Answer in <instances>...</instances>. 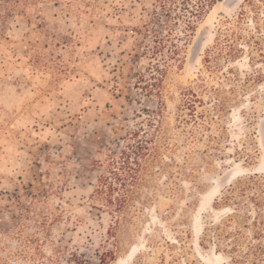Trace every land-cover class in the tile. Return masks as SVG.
Here are the masks:
<instances>
[{
  "label": "rangeland",
  "instance_id": "rangeland-1",
  "mask_svg": "<svg viewBox=\"0 0 264 264\" xmlns=\"http://www.w3.org/2000/svg\"><path fill=\"white\" fill-rule=\"evenodd\" d=\"M160 1L0 0V264H100L110 251L108 264H264V205L239 190L264 182V58L251 60L264 0H216L158 82L146 34ZM242 13V53L208 72ZM201 76L247 88L221 119L201 95L195 122L183 90ZM145 140L132 198L111 212L96 194L110 151Z\"/></svg>",
  "mask_w": 264,
  "mask_h": 264
},
{
  "label": "trees",
  "instance_id": "trees-1",
  "mask_svg": "<svg viewBox=\"0 0 264 264\" xmlns=\"http://www.w3.org/2000/svg\"><path fill=\"white\" fill-rule=\"evenodd\" d=\"M216 0H163L160 1L159 6L161 10V17L156 18L155 25L158 30L149 31L147 38H151V42L154 44L152 53L149 52V58H153L157 63H151L148 68L151 73V77L156 79V81L161 82L160 78H164L168 75L169 70L172 68H180L183 62L184 47L189 41V33L193 32L196 28V24L205 16L208 8L213 6ZM251 3L252 0H251ZM253 10H256L255 13H258L257 7L255 4H250ZM245 13L241 14L235 21H227L225 23L224 29L220 30V38L217 40L216 45L207 52L205 63L207 64V71L214 73L215 71H222V62L232 61L240 56L242 51H239L237 48L238 41L243 39V34L238 31L243 22ZM255 30L258 33H261L262 28L256 27ZM227 32V35L225 34ZM252 40L255 37H251ZM249 46L252 47V44L259 46L258 41H249L247 42ZM258 52L255 54L251 52V60L255 58L256 55L264 58V52L260 48H256ZM231 68L229 74L234 75L235 72ZM140 83H143L144 76L141 75L138 79ZM142 85V84H141ZM155 86H157L155 84ZM230 90L227 91L222 84L220 87H214L208 84L203 76L195 82L194 87L185 88L183 90V96L187 100H184V107L190 110V113L193 112L191 118H195L197 122L198 118L204 117L203 114L199 115L197 107H204L205 100L201 98V95L208 96L210 100V105L213 109V112L216 113L218 118H222L227 110L229 105L239 97L240 94L246 91L245 86L238 87L232 84H228ZM151 86L147 83L144 85L146 93L152 94L154 90L150 88ZM158 95L162 97V94L158 92ZM164 104L162 102L160 112ZM150 117V113L146 112ZM159 120H161L162 114H158ZM159 122L160 124L161 121ZM189 120H186L188 122ZM152 122V121H151ZM203 128H208L205 125V120L202 119ZM150 126V124H148ZM152 125V124H151ZM159 133L161 129L158 130ZM137 133L135 132V135ZM153 136H157L153 134ZM189 136V135H188ZM165 139V138H164ZM150 138L148 139V141ZM148 141L145 140V144L138 146H133L129 144L125 147L124 150H120L119 153H116L111 149V153L108 156L107 167L105 172L99 178V186L96 190L97 198L99 201H102L104 206L111 208V212L120 213L122 212L130 202L132 198V188L137 183V172L141 167V161L148 155L150 149L146 144ZM151 141V140H150ZM244 182L239 183V190L243 193L255 190L256 195H253L250 200L255 206L260 209L258 214H262L261 207L264 205V182L256 177H251ZM115 254L113 251L102 254L100 257V264H108V260H113ZM68 264H87V261L84 258L73 260V262L68 261Z\"/></svg>",
  "mask_w": 264,
  "mask_h": 264
}]
</instances>
